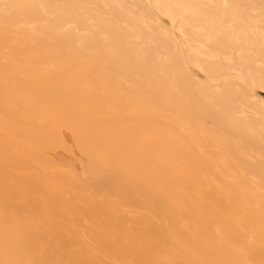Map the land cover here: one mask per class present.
Instances as JSON below:
<instances>
[{
    "label": "bare ground",
    "instance_id": "obj_1",
    "mask_svg": "<svg viewBox=\"0 0 264 264\" xmlns=\"http://www.w3.org/2000/svg\"><path fill=\"white\" fill-rule=\"evenodd\" d=\"M246 1L147 0L166 28L140 0H0V196L41 243L30 264H264V0ZM207 124L262 160L220 168Z\"/></svg>",
    "mask_w": 264,
    "mask_h": 264
},
{
    "label": "rangeland",
    "instance_id": "obj_2",
    "mask_svg": "<svg viewBox=\"0 0 264 264\" xmlns=\"http://www.w3.org/2000/svg\"><path fill=\"white\" fill-rule=\"evenodd\" d=\"M150 11V13L166 28H168V22L163 17L157 15L148 5L147 0H140ZM248 4L258 5L257 0H247ZM256 7V6H255ZM257 14L255 11L251 12L254 16ZM11 42H13V35L9 36ZM185 68L190 74L193 81L204 86H211L210 79L205 77L197 69L192 66L186 65ZM260 101L264 103V92L253 90L252 92ZM207 136H218L225 139L224 145L227 146L222 150L217 149L213 144L201 152H207L208 154H214L217 165L220 168H225L222 165L223 155L236 153L242 154L240 164H256L262 160V155L255 149H250L244 146V140L240 136L232 133H228L216 125L207 124ZM234 147V149H232ZM256 182V179H253ZM15 212V213H14ZM28 214L26 213L22 205L15 204V201L9 197L0 196V264H30L31 258L40 260L41 256V243L36 242L30 247L29 235L33 233L29 229ZM37 223L39 221H36ZM14 241L12 242V239ZM14 243V246H13Z\"/></svg>",
    "mask_w": 264,
    "mask_h": 264
}]
</instances>
